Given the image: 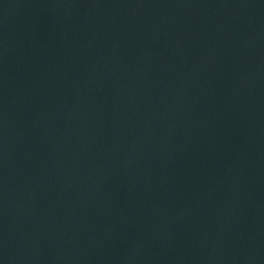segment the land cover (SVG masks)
<instances>
[{"label": "water", "instance_id": "water-1", "mask_svg": "<svg viewBox=\"0 0 264 264\" xmlns=\"http://www.w3.org/2000/svg\"><path fill=\"white\" fill-rule=\"evenodd\" d=\"M0 264H264V0H0Z\"/></svg>", "mask_w": 264, "mask_h": 264}]
</instances>
